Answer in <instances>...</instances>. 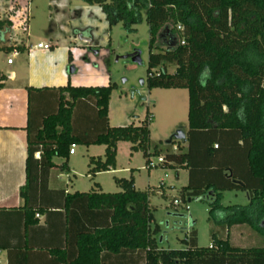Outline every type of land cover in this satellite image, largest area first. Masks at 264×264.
Returning a JSON list of instances; mask_svg holds the SVG:
<instances>
[{"label": "trees", "instance_id": "16d2710c", "mask_svg": "<svg viewBox=\"0 0 264 264\" xmlns=\"http://www.w3.org/2000/svg\"><path fill=\"white\" fill-rule=\"evenodd\" d=\"M84 1L101 6L110 27L123 22L132 31L145 15L150 35L145 83L150 89L188 90L187 142L163 147L154 143L150 112L139 123L111 126L109 104L115 84L28 87V180L21 189L27 223L39 210L27 205L35 153H42L36 162L48 167L55 165L54 157H62V169L69 170L72 145H106L104 159H90L89 172L95 176L116 166L117 144L127 141L132 150L143 153L148 167L152 155L161 154L166 157L162 166H185L189 180L182 192L208 201L211 214L224 209L227 224H257L264 235V0ZM11 29L10 20L0 19L2 43ZM0 48L24 51L25 45ZM169 66L175 71L169 72ZM6 79L0 73V88ZM176 144L178 152L172 151ZM115 182L121 191L95 189L72 196L92 209H109L110 223L79 234L78 255L68 264H103L104 253L138 250L146 252V264H264V244L238 247L214 232L212 244L200 247L192 218L187 221L192 230L181 248L160 246L152 235L149 191L138 190L132 178L115 177ZM226 190L246 191L249 203L224 207L221 196Z\"/></svg>", "mask_w": 264, "mask_h": 264}, {"label": "rangeland", "instance_id": "374dc122", "mask_svg": "<svg viewBox=\"0 0 264 264\" xmlns=\"http://www.w3.org/2000/svg\"><path fill=\"white\" fill-rule=\"evenodd\" d=\"M12 1L15 6L10 19L13 28L5 36L6 43L0 40V47L16 41L23 42L26 46L31 43L36 46L40 40L47 42L48 36H53V40L57 42L54 49L58 52V59L66 60L69 66L77 68L71 73L73 85L115 84L110 101L111 124L127 122L132 115L144 119L147 112H150L153 115L150 123L151 139L160 147L166 146L165 141L179 128L188 131L187 89H150L146 83L141 86V80L148 77L150 54L149 26L145 15L142 22L134 25V30L130 31L124 27L123 22L110 27L102 7L84 0ZM9 5V0H0L2 20L9 15ZM89 47L98 50V55L94 51L88 53ZM136 49L142 52V65L133 63L131 58H124ZM70 53L72 60L69 63ZM24 55L27 54L23 53L20 57ZM8 58L14 60L16 57L12 51L7 52L0 48L1 72L9 67ZM168 71L174 72L175 66H169ZM133 87L138 88L139 92L132 98L130 91ZM141 97H146V100ZM177 146L179 147L178 144ZM75 150L76 155L70 156V165L74 172H65L63 179L69 183V187L76 183L79 188H87L91 184V176L88 175L89 157L96 155L104 158L106 149L103 145H93L83 152L76 145ZM158 158L159 155H152L151 161L154 165L150 168L141 151L132 150L131 142L120 141L117 146L116 170L113 173L103 171L96 180L101 182L106 192L121 190L115 184L114 176L132 178L138 189L149 191L154 215L151 230L160 246L166 249L181 248L184 245L182 240L192 230L187 227L188 218L196 221L194 228L200 247H209L212 244L214 232L221 238L230 239L232 245L238 247L250 248L264 244V235L257 224L245 222L229 225L226 223L224 209L211 214L208 201L183 193L182 186L187 182L185 171H179L178 178L179 166L164 167L159 164ZM175 199L180 200L179 205L174 204ZM221 203L224 207L246 205L249 203L248 194L242 190H226L222 193ZM187 205L189 210L186 209ZM177 211L183 216L176 215Z\"/></svg>", "mask_w": 264, "mask_h": 264}, {"label": "crops", "instance_id": "0c3cea01", "mask_svg": "<svg viewBox=\"0 0 264 264\" xmlns=\"http://www.w3.org/2000/svg\"><path fill=\"white\" fill-rule=\"evenodd\" d=\"M43 41L45 40L39 42ZM47 42L53 45L49 51L37 49L32 43L30 46L24 44L25 50L20 51L13 63H8V58L7 65L9 67L5 71H0L1 74L7 76L4 86L0 88L1 264L71 263L78 255L77 237L79 234L110 223L109 209H92L82 198H72L76 193L90 192L95 189L99 192H106L101 182L96 180L101 172H98L95 176L89 172L91 157L101 156L92 155L89 157L88 175L91 176V184L87 188H79L76 183L69 187V183L63 179V176L65 172H74L70 165V156H75L77 153L75 151L74 154H70V150L67 160L69 170L62 169L61 166L65 162L62 157H54L53 163L55 165L52 167L45 166L39 161L36 162L41 157L34 156L32 159L27 205L34 209L39 208V210L32 216V222L27 223L24 209L26 201L21 196V189L27 184L28 180L27 88L61 87L69 83L72 84L71 72L69 71L71 66L67 64L66 60L58 59V52L54 49L57 42L50 35ZM93 51L96 54L99 53L98 50L89 47L88 53ZM23 53L27 55L20 57ZM68 60L69 63L72 60L71 53ZM142 120L139 116L132 115L129 121L113 125L110 122L109 104V123L111 126H124L131 122L139 123ZM91 123H93V119ZM93 145L103 144L78 146L84 152L88 151V148ZM103 146L106 149V145ZM174 146L172 151L178 152L179 147L177 146L178 150L175 151ZM115 167L107 171L113 173L116 170ZM181 170L187 174V182L182 186L185 187L188 184L189 171L185 166H179L177 170L178 178ZM115 177L118 176H114V182ZM70 197L72 201L68 202L67 200ZM103 264H146V252L138 250L119 254L104 253Z\"/></svg>", "mask_w": 264, "mask_h": 264}, {"label": "built area", "instance_id": "2783aa9c", "mask_svg": "<svg viewBox=\"0 0 264 264\" xmlns=\"http://www.w3.org/2000/svg\"><path fill=\"white\" fill-rule=\"evenodd\" d=\"M9 2H10V4L11 5H9V7H8V10H9V15H7V18L6 19H8V20H10V19H12L11 18V15L13 14V10L15 9V6H14V4H13V1L12 0H9ZM1 19V18H0ZM13 28V27H12ZM178 29L179 30H183V28H182V26H178ZM12 34H13V32H12ZM12 39L10 38V41H11ZM23 42H18L17 43V41L14 43V42H11V44H13V45H15V47L16 46H18V45H20V44H22ZM185 43V41L184 40H182L181 41V44H184ZM34 47L35 48H37V49H41V50H44V51H49V50H51L52 49V47H53V45H52V43H50V42H38L37 44H36V46L34 45ZM12 54H13V56L14 57H16V56H18L19 54H20V51L17 49V48H14L13 50H12ZM8 63H13V59L12 58H9L8 59ZM75 146L76 145H72V147L70 148V154H74L75 153ZM215 147L217 148L218 147V145L216 144L215 145ZM174 150L176 151V150H178V147H177V145H175L174 146ZM35 156L36 157H38V158H40L41 157V152H37L36 154H35ZM166 161V157L164 156V155H161V156H159V158H158V162H159V164L160 165H162V163H164ZM153 162H151V164H150V166L149 167H153ZM174 204L175 205H179L180 204V200L179 199H175L174 200ZM187 209L189 210V207H188V205H187ZM1 254H2V249H0V264H1Z\"/></svg>", "mask_w": 264, "mask_h": 264}, {"label": "water", "instance_id": "95a60500", "mask_svg": "<svg viewBox=\"0 0 264 264\" xmlns=\"http://www.w3.org/2000/svg\"><path fill=\"white\" fill-rule=\"evenodd\" d=\"M124 58H131V61L135 64L142 65L143 59H142V52L138 49H136L133 53L126 55ZM69 71L73 73L75 71V68L71 66L69 68ZM145 85V80H141V86ZM131 97H134V94L136 92H139V89L136 87H133L131 89ZM142 100H146V97H141ZM174 141H182L183 143L187 142V132L184 131L182 128H179L176 132H174L166 141V144H172ZM191 201V199H189Z\"/></svg>", "mask_w": 264, "mask_h": 264}]
</instances>
